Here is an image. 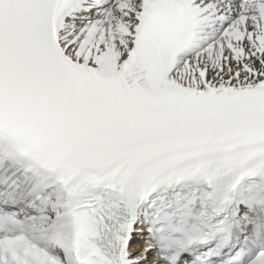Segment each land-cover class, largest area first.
Instances as JSON below:
<instances>
[{"label": "snow or ice", "instance_id": "6c2138e0", "mask_svg": "<svg viewBox=\"0 0 264 264\" xmlns=\"http://www.w3.org/2000/svg\"><path fill=\"white\" fill-rule=\"evenodd\" d=\"M0 264H264V0H0Z\"/></svg>", "mask_w": 264, "mask_h": 264}]
</instances>
